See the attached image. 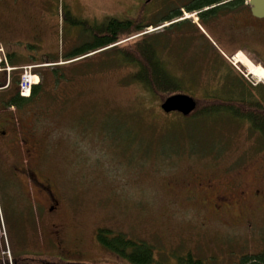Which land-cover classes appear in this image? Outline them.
<instances>
[{
    "label": "rangeland",
    "instance_id": "rangeland-1",
    "mask_svg": "<svg viewBox=\"0 0 264 264\" xmlns=\"http://www.w3.org/2000/svg\"><path fill=\"white\" fill-rule=\"evenodd\" d=\"M145 1L0 0V43L8 52L17 51L16 64L10 63L16 68L11 71L13 77L19 76L24 65L40 71L54 67L50 62L53 59L64 66L77 63L65 67L74 77L60 81L58 86L52 81L47 85V93L37 102V116L31 111L21 112V127L37 119L40 159L63 194L60 212L55 216L66 222L71 240H80L82 263L132 264L99 242L97 234L103 230L106 238L122 234L146 244L155 257L153 264H181L179 259L244 264V253L251 261L253 254L264 247V213L252 227H230L213 215L200 194L196 197L201 200H191L185 188L176 190L172 184L185 185L197 174H215L224 178L216 186L220 190L225 188L222 183H227L226 191L231 183L237 188L264 189V146L250 125L220 118L197 121L178 112L166 114L161 108L162 97L146 92L133 81L135 65L117 61L115 51L102 54L106 50L102 49L64 60L73 49H83L94 41L85 25L74 24V20L88 21L92 27L111 18L124 21L136 17ZM190 2L153 0L146 4V22H156L176 9L181 15L157 27L148 26L143 33L116 45L125 47L143 36L160 34L153 40L159 42L165 66L182 82V93L195 98L217 93L230 96L231 81L224 85L220 79L229 72L243 79V86L254 89L252 95L247 94L248 99H262L258 87L263 88L264 81L234 58L242 53L264 68V40L221 37L222 21L211 31L205 20L199 31L193 26L195 12L183 6ZM173 22L176 24L170 26ZM203 34L219 39L222 57ZM29 43L35 46L30 48ZM239 43L257 52L240 50ZM88 59L90 62L84 61ZM0 154L1 161L19 160L10 151ZM13 163L0 165V264H55L59 260L47 256L42 248L50 244L48 232L53 217L45 191L39 194L36 186L31 197L40 205L34 212L41 226L45 211L41 203L44 199L47 202V226L40 234L35 227L26 232L22 226L25 216L12 207L15 194H9L13 181L17 188L26 185L19 179L6 180L15 175L14 169H6Z\"/></svg>",
    "mask_w": 264,
    "mask_h": 264
},
{
    "label": "trees",
    "instance_id": "trees-1",
    "mask_svg": "<svg viewBox=\"0 0 264 264\" xmlns=\"http://www.w3.org/2000/svg\"><path fill=\"white\" fill-rule=\"evenodd\" d=\"M207 2L208 1L206 0H200V2H196V5L191 3L187 6V10L194 12V9L204 6V4ZM145 5L146 3L143 4L144 8L142 7L141 11H139L138 15L134 18H128L124 21L111 18L103 25L97 27L90 26L88 21L81 22L74 20V24L85 25V29L87 32L91 33L90 36L94 41L87 44L83 49H73L71 52L67 53L66 56H64V60H75V58H79L102 49H106L102 51V54L115 51L118 53L117 61L123 63H133L135 65L136 70L131 74V79L133 81L139 82L146 92L157 95L158 97H162V101L172 94L182 93L184 91L182 82L179 81L175 74L165 66L162 55H160L158 48L159 42L153 40L154 37L160 34L156 36H147L146 33V36L141 37L138 41H134L128 46L120 47L116 45L121 40L139 33H143V31H145L144 29L148 26L154 25L157 27L159 26V23L164 21L171 22L173 19L181 15V12L176 9L156 22H146L144 19ZM175 24L176 22H173L170 24V26ZM193 26H196V24L194 23ZM33 44L34 43L30 44L29 47L33 48L35 46ZM208 44L210 47H214L209 41ZM215 52L217 51L215 50ZM218 55L222 57L220 54ZM8 58L11 64H16V61L14 58H12L10 52L8 53ZM86 58H88V56ZM84 61L90 62L89 59ZM50 62L55 64L53 65L54 67L49 66L50 68L43 70L40 69V71L37 70L41 76V82L33 87L30 97H22L19 94L18 83L20 74L17 77H13L11 75V83L8 86V88H10L8 91L3 90L0 92V111L10 109L11 107H15L17 112L21 111L31 103L40 101L41 98L47 93V85L51 81L56 84V86H58L60 81L74 77L73 74L67 73L65 67L73 65L76 66L77 63L64 66L57 64V60L55 59ZM222 75H225V78L222 76L220 78L223 80L221 82L222 84L225 85L226 81H231V93H234L232 95L234 98H229L226 95L219 93L213 95L209 94L203 98L194 97L197 101V108L189 116H187V118H195L197 121L202 119L209 120L220 118L231 122H247L250 125L251 131L255 134L257 133L256 138L258 142H261L264 146L263 101H252L250 99H246L250 98L247 96V94L252 95L254 93V89L249 86H243V79L241 80L234 78L229 72L228 74L226 73ZM5 78V74L2 73L0 75L1 85L5 84ZM262 90H264V88L261 89L260 92L262 98L264 99V91ZM183 136L188 140V137L185 135ZM102 233H104L103 230H100L97 234L99 242H101L102 245L109 250L115 252L117 255H119V257L127 260L129 263L153 264L155 261V257L152 255V250H150L146 244L142 242H136V240H128L124 238L122 234L115 235L111 238H106L104 235H102ZM150 247L152 249L153 246L151 245ZM253 257L254 258H251V261L248 260V257H246L242 262H245L244 264H264V254L260 255L259 257ZM179 262L181 264H203L201 260L193 261L190 259L186 262H182L179 259Z\"/></svg>",
    "mask_w": 264,
    "mask_h": 264
},
{
    "label": "flooded vegetation",
    "instance_id": "flooded-vegetation-1",
    "mask_svg": "<svg viewBox=\"0 0 264 264\" xmlns=\"http://www.w3.org/2000/svg\"><path fill=\"white\" fill-rule=\"evenodd\" d=\"M152 1L147 0L144 3L148 4ZM206 1L208 2L204 6L194 9L195 15L197 16V21H194V23L199 31L201 22H205V20L207 22V29H212L211 31L220 24L219 21H222L223 24L221 25L219 35L222 34L225 38H229L230 35L233 37L232 39L236 38L240 41L264 40V17H256L253 15L249 0ZM196 2H200V0H191L190 4L193 3L196 5ZM190 4L183 6L187 8ZM203 35L214 46L211 47L212 49L214 48L217 52L218 50L221 51L219 39L213 40L210 35ZM34 38H37V36L34 35ZM237 48L243 51L257 52L256 49H251L242 43H239ZM218 54L220 53L218 52ZM258 88L263 89L264 87ZM230 94L227 97L234 98L232 96L234 93ZM259 101H263L264 103L263 98L259 99ZM12 109L15 110L13 111ZM36 109L37 102H34L18 112L15 107L0 111V151L13 152L19 158L15 163L0 160V165L2 163H13L16 170L14 173L21 172L28 175L39 188V194L42 195L43 191L46 192L43 193L46 194L49 211L53 215L48 232V238L50 240L48 242L52 246L47 244V247H42L47 256L54 257L56 260L58 259L59 262L55 264H84L81 262L83 261L81 256H83L84 249L80 245V240H71L66 233V222L59 215L55 216L60 212L63 194L55 184L53 173L49 171L47 166H43V161L40 159L41 145L38 144V130L35 127L37 119H33L26 128H22L20 124L21 112L31 111L30 113H35L37 116ZM5 175L7 176L8 173L5 172ZM215 176V174H207V176L197 174L194 177V181L188 180L185 185L172 184V186L176 190L185 188L189 193L188 198L191 200H201L196 197L200 194L205 204L213 210V215L219 216L226 225L230 227H252L255 219L264 213V189L237 188L231 183L230 188L228 187V191H226L227 183H222L225 188L220 190L216 186L224 178H217ZM230 189L232 190L230 191ZM44 244L45 242H41V245ZM47 249L50 251L49 253ZM262 254H264V247L253 254V256L259 257ZM246 257L247 254L244 253L241 261Z\"/></svg>",
    "mask_w": 264,
    "mask_h": 264
},
{
    "label": "crops",
    "instance_id": "crops-1",
    "mask_svg": "<svg viewBox=\"0 0 264 264\" xmlns=\"http://www.w3.org/2000/svg\"><path fill=\"white\" fill-rule=\"evenodd\" d=\"M17 51L13 50L10 52V54L12 55V58L16 57ZM6 169L8 170H15V167L13 166H8L6 167ZM7 170V171H8ZM6 171V172H7ZM16 171V170H15ZM13 179L15 180H20L23 181L25 183V187L24 188H17L16 182L13 181ZM7 181H13V183H10V189H9V194H15L12 198V203L14 204V206L16 209H18L19 211L22 212V214L25 216L24 219H22V221L24 222V225H22L23 227H26L25 231H29L31 228H37L38 233H41L42 227L47 226V222H48V211H47V202L44 199V203L42 202V206L44 207L45 211L44 213H42V219H41V223L43 224L41 226L40 221L36 218L35 216V212L34 210L36 209V205L33 203V199L31 197V195H33L36 191H37V187L36 184L33 183L32 180H30L29 176H27L26 174H21V172H16L15 175L13 176V174L8 177L6 179ZM25 189L26 192H24L22 194V190ZM45 194V193H44ZM29 196L27 199L25 198L26 196ZM38 207H40V205H37ZM43 243V242H42Z\"/></svg>",
    "mask_w": 264,
    "mask_h": 264
},
{
    "label": "water",
    "instance_id": "water-1",
    "mask_svg": "<svg viewBox=\"0 0 264 264\" xmlns=\"http://www.w3.org/2000/svg\"><path fill=\"white\" fill-rule=\"evenodd\" d=\"M150 1V0H148ZM254 16L264 17V0H249ZM161 108L166 114L179 112L184 116H189L197 108L195 98L186 93H175L167 97L162 103Z\"/></svg>",
    "mask_w": 264,
    "mask_h": 264
},
{
    "label": "built area",
    "instance_id": "built-area-1",
    "mask_svg": "<svg viewBox=\"0 0 264 264\" xmlns=\"http://www.w3.org/2000/svg\"><path fill=\"white\" fill-rule=\"evenodd\" d=\"M3 63L7 65V54L3 46H0V72L7 69L10 70L7 65L3 67ZM22 75L19 82V90L22 96H29L31 94L33 86L39 81V75L34 72V66L27 65L22 67Z\"/></svg>",
    "mask_w": 264,
    "mask_h": 264
},
{
    "label": "bare ground",
    "instance_id": "bare-ground-1",
    "mask_svg": "<svg viewBox=\"0 0 264 264\" xmlns=\"http://www.w3.org/2000/svg\"><path fill=\"white\" fill-rule=\"evenodd\" d=\"M234 59L237 62H241L251 74L258 78V80L264 81V68L262 66L254 65L251 60L242 53L237 54Z\"/></svg>",
    "mask_w": 264,
    "mask_h": 264
}]
</instances>
